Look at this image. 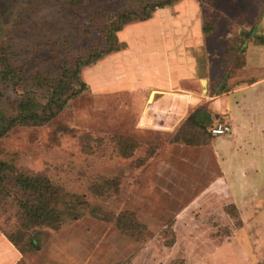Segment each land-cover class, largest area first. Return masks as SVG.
<instances>
[{
	"label": "rangeland",
	"instance_id": "1",
	"mask_svg": "<svg viewBox=\"0 0 264 264\" xmlns=\"http://www.w3.org/2000/svg\"><path fill=\"white\" fill-rule=\"evenodd\" d=\"M158 1L0 0V131L76 90L71 70L106 48L111 19ZM263 19L264 0L159 8L117 33L120 51L81 68L86 87L54 118L0 137V231L16 239L19 264H188L221 239L222 223H238L234 207L210 200L221 193L211 188L210 128L225 118L208 100L243 64ZM171 56L197 59L196 68L208 59L211 72L186 86L193 92L128 85L137 61L148 75L160 70L157 82L177 75L165 68ZM22 175L58 188L60 224L30 221L22 202L38 198L18 186Z\"/></svg>",
	"mask_w": 264,
	"mask_h": 264
},
{
	"label": "crops",
	"instance_id": "2",
	"mask_svg": "<svg viewBox=\"0 0 264 264\" xmlns=\"http://www.w3.org/2000/svg\"><path fill=\"white\" fill-rule=\"evenodd\" d=\"M191 44L197 45L195 39L194 43L190 40ZM202 57L206 59L204 54L197 59L200 61ZM197 59L189 62L187 58H165L168 73L177 75L160 82L155 76L160 70L148 75L147 69L140 68L137 61L135 68H128V73L136 74V78L128 75V85L136 81L146 86L193 92L186 86L211 72L208 59L203 60V68L201 65L196 68ZM224 80L226 89L210 97L208 103L215 114L224 116L232 131L221 140L222 136L217 135L212 144L219 173L211 188L216 187L221 193L211 192L210 200L234 207L238 223H222V232L223 229L226 232L221 239L211 241L215 244L206 255L195 257L188 264H264V19L253 41L246 46L243 64L234 75L223 77ZM185 103L189 107V102L185 100ZM21 258L20 249L0 231V264H19Z\"/></svg>",
	"mask_w": 264,
	"mask_h": 264
},
{
	"label": "trees",
	"instance_id": "3",
	"mask_svg": "<svg viewBox=\"0 0 264 264\" xmlns=\"http://www.w3.org/2000/svg\"><path fill=\"white\" fill-rule=\"evenodd\" d=\"M176 1L178 0H161L154 3H149L143 8L141 14L137 12L124 11L119 13L116 17L112 18L110 25L105 33L106 48L101 50L96 49L90 51L85 59H78L75 62V68L71 70V76L79 85L78 88L76 90H72V92L65 97L59 96L50 100L48 102L47 111H45L43 114L31 113L12 117L9 120L8 125L2 131H0V137L4 136L11 128L18 124H42L54 118L60 111H62L67 106L68 101L70 99L76 97L86 87V82L81 81L79 78L81 68L85 66H90L95 62L99 61L100 59L104 58L106 55H109L116 51H120L122 49L123 44L119 42L117 33L123 30L125 25L135 21L149 20L152 17V13L155 12L157 9L171 6ZM193 117L194 114H192L188 120H191ZM218 123H225V121ZM218 123L212 125L210 128V133L213 136L217 135H214L212 133V128ZM18 186L21 188L22 191L30 190V195L31 193H33L38 198V203H36L35 205H33L34 202L32 205L29 204L30 202L28 201L22 202V205L27 211V215L30 216L29 218L31 222L33 221L39 224L48 223L50 225H56L57 223L60 224L59 222L61 212L58 209V204H60L62 199L60 197L58 188H55L50 185L47 182L46 178L39 175H22L18 179ZM46 193L50 196L48 201L45 200ZM9 238L16 246H18V243L16 242L15 238Z\"/></svg>",
	"mask_w": 264,
	"mask_h": 264
},
{
	"label": "built area",
	"instance_id": "4",
	"mask_svg": "<svg viewBox=\"0 0 264 264\" xmlns=\"http://www.w3.org/2000/svg\"><path fill=\"white\" fill-rule=\"evenodd\" d=\"M231 131H232L231 125L227 123H218L212 128V133L214 135L229 134Z\"/></svg>",
	"mask_w": 264,
	"mask_h": 264
},
{
	"label": "water",
	"instance_id": "5",
	"mask_svg": "<svg viewBox=\"0 0 264 264\" xmlns=\"http://www.w3.org/2000/svg\"><path fill=\"white\" fill-rule=\"evenodd\" d=\"M205 82V81H204Z\"/></svg>",
	"mask_w": 264,
	"mask_h": 264
}]
</instances>
